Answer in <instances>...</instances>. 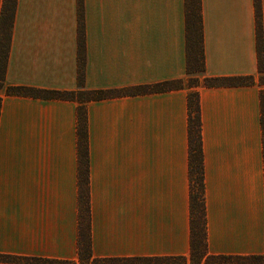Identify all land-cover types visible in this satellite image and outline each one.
<instances>
[{
    "label": "crops",
    "instance_id": "0c3cea01",
    "mask_svg": "<svg viewBox=\"0 0 264 264\" xmlns=\"http://www.w3.org/2000/svg\"><path fill=\"white\" fill-rule=\"evenodd\" d=\"M79 1H16L8 84L78 88ZM2 5L0 0V15ZM81 5L86 89L126 90L186 78L184 0ZM200 5L204 75L254 81L197 88L206 250L264 257V81L258 74L255 0ZM258 7L264 60V0ZM190 90L86 103L87 174L78 153L77 101L0 91V255L81 264L83 191L89 196L93 258L136 264L129 259L185 257L190 264Z\"/></svg>",
    "mask_w": 264,
    "mask_h": 264
},
{
    "label": "trees",
    "instance_id": "16d2710c",
    "mask_svg": "<svg viewBox=\"0 0 264 264\" xmlns=\"http://www.w3.org/2000/svg\"><path fill=\"white\" fill-rule=\"evenodd\" d=\"M17 0H3L0 15V91L5 95L30 96L45 99L75 100L78 103V153L80 165H85L88 173L87 135H86V114L85 104L91 101H98L110 97L145 94L149 92H163L173 89H180L184 86L191 88L187 94L188 106V173L190 180V264H263V256H214L206 250L205 230V203H204V181H203V158L201 121L198 102V90L200 86H234L252 84L251 76L214 78L204 75V55L202 49V24L200 0H184L185 34H186V75L188 80L194 79L191 83L185 80L164 81L152 85L137 86L126 90H90L84 87V21L81 0L78 6V88L72 91L41 90L24 86L10 85L5 80L6 64L9 55L10 39L13 28L14 12ZM256 21H257V57L258 74L260 81H264V60L259 22L258 0H255ZM195 74L194 76H191ZM2 97L0 96V106ZM261 124L264 139V90L261 92ZM87 187V186H86ZM87 190V188H86ZM88 192L80 193V203H85V214L80 213V227L85 230L80 234L78 245V258L81 264H126L128 260L112 259L102 260L93 258L89 244V198ZM136 264H185L186 258H134L129 259ZM0 262L18 264H74L70 261H58L54 259L38 257H14L0 255Z\"/></svg>",
    "mask_w": 264,
    "mask_h": 264
},
{
    "label": "rangeland",
    "instance_id": "374dc122",
    "mask_svg": "<svg viewBox=\"0 0 264 264\" xmlns=\"http://www.w3.org/2000/svg\"><path fill=\"white\" fill-rule=\"evenodd\" d=\"M194 75H195V74H192L191 76H194ZM184 80H185V81H188V83H191L194 79L191 78V79L188 80V78H187V76H186V78H185Z\"/></svg>",
    "mask_w": 264,
    "mask_h": 264
}]
</instances>
